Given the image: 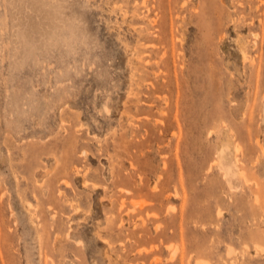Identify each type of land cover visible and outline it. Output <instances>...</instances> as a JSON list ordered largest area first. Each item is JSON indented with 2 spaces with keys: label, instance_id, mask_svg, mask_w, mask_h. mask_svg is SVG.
Instances as JSON below:
<instances>
[{
  "label": "rangeland",
  "instance_id": "374dc122",
  "mask_svg": "<svg viewBox=\"0 0 264 264\" xmlns=\"http://www.w3.org/2000/svg\"><path fill=\"white\" fill-rule=\"evenodd\" d=\"M0 264H264V0H0Z\"/></svg>",
  "mask_w": 264,
  "mask_h": 264
},
{
  "label": "bare ground",
  "instance_id": "6f19581e",
  "mask_svg": "<svg viewBox=\"0 0 264 264\" xmlns=\"http://www.w3.org/2000/svg\"><path fill=\"white\" fill-rule=\"evenodd\" d=\"M144 4V3H143ZM228 147V146H227ZM222 150H221V152H220V155H221V158H222V160H223V162L225 163L224 164V166L227 164H229V159H230V154H231V151H230V149H227V148H221ZM221 158H220V160H221ZM220 164H221V162H220ZM223 166V165H222ZM223 166V167H224Z\"/></svg>",
  "mask_w": 264,
  "mask_h": 264
}]
</instances>
